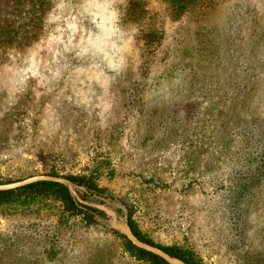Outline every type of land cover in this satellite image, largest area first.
Returning a JSON list of instances; mask_svg holds the SVG:
<instances>
[{
  "label": "rangeland",
  "instance_id": "rangeland-1",
  "mask_svg": "<svg viewBox=\"0 0 264 264\" xmlns=\"http://www.w3.org/2000/svg\"><path fill=\"white\" fill-rule=\"evenodd\" d=\"M171 4L0 0V184L85 175L102 194L69 180L72 195L104 213L3 208L0 264H151L99 206L206 264H264V183L242 218L229 193L242 137L264 125V0Z\"/></svg>",
  "mask_w": 264,
  "mask_h": 264
},
{
  "label": "trees",
  "instance_id": "trees-1",
  "mask_svg": "<svg viewBox=\"0 0 264 264\" xmlns=\"http://www.w3.org/2000/svg\"><path fill=\"white\" fill-rule=\"evenodd\" d=\"M171 1L174 10L180 12L183 8L189 7L192 0ZM145 36L148 38V44H151L153 40L157 42V44H160L161 42L162 36L158 32L148 33ZM198 104L201 105L202 102H199ZM214 116L215 114L208 109V112L206 111L205 113V118L202 121L198 119L195 123L197 126L206 125L211 118H214ZM215 120L217 121L215 124L216 127L226 129L225 122L227 119L222 109L217 112ZM252 124H255L253 129L250 132L245 133L246 137H242V143L246 142V152L238 157V160L236 161V169L233 170L231 177L229 178L232 218H236L237 216L242 218L241 211H239L242 200L251 194L253 188L259 187L264 183V125H258L255 122ZM198 158H200V155H198ZM66 178L79 186L86 187L90 192L102 194L100 186L93 179L88 178L85 175H70L66 176ZM40 201L60 202L63 205L65 213H69L70 215L82 213L84 217L89 220H94L96 213L104 214L96 208L80 203L72 195L67 185L56 181L43 180L10 190H0V210L3 208L16 209L21 206L22 209H32L35 204L43 203ZM15 212H17V210ZM39 213L40 211L36 214L38 215ZM62 217H64V215L61 214L60 218ZM129 221L132 230L141 240L156 245L172 256L178 257L190 264H206L196 253L194 248L183 246V244H158L140 229L132 216H130ZM122 236L125 239L127 249L137 257L145 259L151 264H169L162 257L135 246L126 236Z\"/></svg>",
  "mask_w": 264,
  "mask_h": 264
},
{
  "label": "water",
  "instance_id": "water-1",
  "mask_svg": "<svg viewBox=\"0 0 264 264\" xmlns=\"http://www.w3.org/2000/svg\"><path fill=\"white\" fill-rule=\"evenodd\" d=\"M43 180L56 181L67 185L71 190L72 194L78 199V195L74 191L72 184L69 180L52 175H35L16 182L0 184V190H10ZM99 207L104 209L109 215L113 217L112 218L113 228L120 230L135 246L162 257L169 264H190L178 257L172 256L171 254H169L168 252L164 251L163 249H161L156 245L141 240L132 230L128 220L124 222H120L113 211H110L103 206H99Z\"/></svg>",
  "mask_w": 264,
  "mask_h": 264
}]
</instances>
